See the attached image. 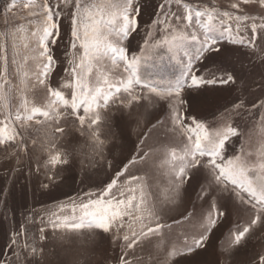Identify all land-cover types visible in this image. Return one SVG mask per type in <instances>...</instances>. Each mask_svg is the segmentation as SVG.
Returning <instances> with one entry per match:
<instances>
[{
  "label": "snow or ice",
  "instance_id": "1",
  "mask_svg": "<svg viewBox=\"0 0 264 264\" xmlns=\"http://www.w3.org/2000/svg\"><path fill=\"white\" fill-rule=\"evenodd\" d=\"M149 8L143 43L133 47ZM0 16V166L13 178L27 168L41 190L75 181L73 151L56 135L69 120L91 141L82 166L103 157L101 124L113 106L135 110L137 127L147 128L99 193L32 209L0 247V264H41L49 228L61 238L86 229L118 248L103 264H225L264 233V0H4ZM241 50L259 72H237L229 57ZM152 51L165 52L173 70L147 71ZM238 84L240 95L208 110ZM33 122L47 125L43 141ZM0 195L6 206L4 188ZM180 201L190 206L177 219L170 206ZM229 208L248 220L230 230L224 259L196 260ZM244 264H264V248Z\"/></svg>",
  "mask_w": 264,
  "mask_h": 264
},
{
  "label": "rangeland",
  "instance_id": "2",
  "mask_svg": "<svg viewBox=\"0 0 264 264\" xmlns=\"http://www.w3.org/2000/svg\"><path fill=\"white\" fill-rule=\"evenodd\" d=\"M147 2L149 0H146ZM151 2L154 3L155 0H151ZM199 2L200 0H192L194 6ZM210 2L217 5L226 4V0H210ZM149 11H151V8L143 14L140 31L132 38L133 47L143 43L144 28L147 26L144 22L149 19ZM0 12H2V7H0ZM2 20L3 17L0 16V30H3ZM63 27L64 30H67V19H65ZM66 43L67 37L62 40L59 51H63L62 46ZM242 51L229 57L232 63H234L237 72H243L245 75L249 72H259V68L253 69L250 67L248 58L242 54ZM146 55H152L153 60L159 57L160 53L156 54L152 51ZM165 56L167 55L165 54ZM108 63L110 64V62ZM150 63L151 61H149L148 65ZM156 63L154 62L149 67L147 66V71L151 67L157 74L168 72L170 64L168 67H165V65L160 66ZM154 64L156 66L153 68ZM158 67H162V70ZM63 75L58 70L57 79H62ZM16 83L19 84L18 79ZM20 95V92L16 93L17 98ZM27 95L31 98V93H27ZM235 95H240L239 84L237 85V91L231 95L228 92L222 93L218 99L208 101L206 107L208 110H212L214 107L226 103ZM6 112L7 108L0 107V114ZM105 115L106 122L101 124V139L105 140L104 155L103 157H96L93 162L84 163L83 166L80 161H86L91 151V141L89 140L88 133L85 132L84 135H81L78 130V121L74 120H69L66 126L62 122L61 126H65L63 135L56 133L60 137V146L69 151H73V173L76 176L75 181L69 177L59 187H53L50 190H41L38 181L28 176L27 168H25L23 174H17L13 178L12 174L8 173L5 167L0 166V188H4L8 193L6 206L4 204V196L0 195V213L3 214L0 215V247H3L7 243L9 234L13 229L19 231L20 225L26 224V217L32 209H55L58 202H67L69 196L74 197L77 194L83 195V193L89 191L99 193L104 187L102 182L114 176L115 172L122 167L121 161L126 162V158H131L136 144L139 143V137L147 131V128L143 126L137 127L135 110H133L132 115H129L127 109L113 106ZM2 118L3 116L0 115V119ZM37 119L42 120L43 118L37 117ZM74 122L76 127L72 126ZM33 128V136L38 142L43 141L48 132L47 125H37L33 122ZM256 131L257 135L253 137V143L258 146L259 128ZM149 143H152V141H149ZM157 163H160L159 159H157ZM133 172H136V170L133 169ZM136 174L142 175L143 173L136 172ZM81 180H83V183H81ZM96 187L97 189H94ZM153 191H155V187ZM197 203L199 204V202ZM186 206H190L187 201H180L174 206H170L172 211L169 215L179 219L180 214L185 212ZM247 220L248 217L244 213L237 212L234 208H229L227 219L221 218L219 226L214 230V235L211 237L207 252L202 253L195 259L203 262H211L217 257L224 259L221 256L222 245L226 246L230 230H235L237 226L242 227ZM168 223H171V220ZM28 227L30 229L29 234L31 235L32 232L38 230L39 224L28 225ZM176 231L179 232L180 229L177 228ZM61 235V232L54 233L51 228L48 229L45 257L41 264H103V257L105 255L112 257L119 252L118 248H114L110 244L98 243L99 238L97 240H91L89 238V232L86 229L69 232L63 238H61ZM262 248H264V233L257 232L250 239L247 248L240 250L234 258L226 259L225 264H244L250 256L259 252ZM177 259H181V264H188V259ZM109 264H111V261H109Z\"/></svg>",
  "mask_w": 264,
  "mask_h": 264
},
{
  "label": "trees",
  "instance_id": "3",
  "mask_svg": "<svg viewBox=\"0 0 264 264\" xmlns=\"http://www.w3.org/2000/svg\"><path fill=\"white\" fill-rule=\"evenodd\" d=\"M165 56V52H163V51H161L160 52V56L159 57H157V58H154L152 61H151V63H150V65H152L154 62H157L160 66H162V65H165V67H168V65H169V61H168V59H167V56H165V58H164V60H161V57H164ZM156 63V64H157ZM156 64H154V66H153V68L156 66ZM150 65H148V67L150 66ZM147 67V68H148ZM158 68H160V67H158ZM161 70H162V67L160 68ZM150 72H152V73H156V71L155 70H152V68L150 67V69H148ZM173 69L171 68V66H169L168 67V72H171ZM157 71H159V70H157Z\"/></svg>",
  "mask_w": 264,
  "mask_h": 264
},
{
  "label": "built area",
  "instance_id": "4",
  "mask_svg": "<svg viewBox=\"0 0 264 264\" xmlns=\"http://www.w3.org/2000/svg\"><path fill=\"white\" fill-rule=\"evenodd\" d=\"M4 0H0V7L3 6Z\"/></svg>",
  "mask_w": 264,
  "mask_h": 264
},
{
  "label": "crops",
  "instance_id": "5",
  "mask_svg": "<svg viewBox=\"0 0 264 264\" xmlns=\"http://www.w3.org/2000/svg\"><path fill=\"white\" fill-rule=\"evenodd\" d=\"M107 170V169H106ZM94 189H97V187L96 188H94Z\"/></svg>",
  "mask_w": 264,
  "mask_h": 264
}]
</instances>
